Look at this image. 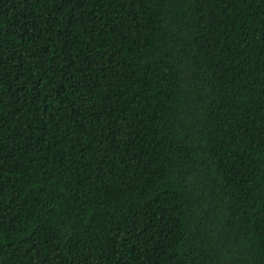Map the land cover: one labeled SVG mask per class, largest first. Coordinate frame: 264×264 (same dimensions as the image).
I'll use <instances>...</instances> for the list:
<instances>
[{
    "label": "trees",
    "instance_id": "1",
    "mask_svg": "<svg viewBox=\"0 0 264 264\" xmlns=\"http://www.w3.org/2000/svg\"><path fill=\"white\" fill-rule=\"evenodd\" d=\"M0 264H264V0H0Z\"/></svg>",
    "mask_w": 264,
    "mask_h": 264
}]
</instances>
